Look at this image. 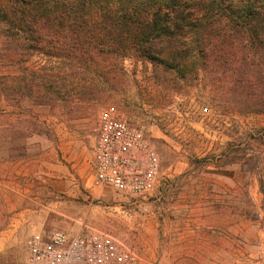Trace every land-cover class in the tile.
<instances>
[{
    "label": "rangeland",
    "instance_id": "obj_1",
    "mask_svg": "<svg viewBox=\"0 0 264 264\" xmlns=\"http://www.w3.org/2000/svg\"><path fill=\"white\" fill-rule=\"evenodd\" d=\"M46 61L50 58L35 54L29 66ZM122 67V83L95 104L77 100L62 107L32 97L17 102L1 90L0 101L11 108L7 114L0 105V136H11L13 156L25 153L26 132L47 133L53 147L59 138H81L86 144L99 110L114 105L159 153L155 190L137 198L102 186L110 194L103 200L83 188L79 197H56L48 194L49 186L40 201V180L29 179L23 203L14 196L11 202L0 201V264H30L27 239L38 230L54 229L72 235L109 233L134 248L141 264H264V246L255 253L243 244L214 246L217 234L205 226L206 219L214 227L234 222L244 231L241 243L246 237L256 241L245 234L264 225V115L236 114L227 99L215 94L203 70L198 79L183 81L135 58H125ZM4 73L0 70V76ZM212 174L223 177L218 187L207 182ZM234 258L241 260L230 263Z\"/></svg>",
    "mask_w": 264,
    "mask_h": 264
},
{
    "label": "trees",
    "instance_id": "obj_2",
    "mask_svg": "<svg viewBox=\"0 0 264 264\" xmlns=\"http://www.w3.org/2000/svg\"><path fill=\"white\" fill-rule=\"evenodd\" d=\"M35 54L50 61L30 67ZM125 58L183 81L203 70L236 114L264 115V0H0V91L14 101L95 104Z\"/></svg>",
    "mask_w": 264,
    "mask_h": 264
},
{
    "label": "built area",
    "instance_id": "obj_3",
    "mask_svg": "<svg viewBox=\"0 0 264 264\" xmlns=\"http://www.w3.org/2000/svg\"><path fill=\"white\" fill-rule=\"evenodd\" d=\"M94 153L97 185L137 198L155 190L159 153L144 131L131 125L114 105L98 112ZM26 249L30 264H141L134 248L101 231L72 235L59 229L41 230L27 239Z\"/></svg>",
    "mask_w": 264,
    "mask_h": 264
},
{
    "label": "crops",
    "instance_id": "obj_4",
    "mask_svg": "<svg viewBox=\"0 0 264 264\" xmlns=\"http://www.w3.org/2000/svg\"><path fill=\"white\" fill-rule=\"evenodd\" d=\"M0 105H3V112L8 114L11 106L5 104L3 100L0 101ZM94 132L91 140L86 144L81 138L72 137L70 140L59 138L55 142V147L49 146L47 133L26 132L27 142L23 144L25 153L19 156L12 155L11 136L4 133L0 136V201L11 202V196H14L17 201L23 203L25 201L24 193L27 191L25 182L37 177L40 180V201L46 196L49 186L51 188L48 194L56 197L61 195L79 197L81 188H83L87 194L90 193L95 199H106V197L108 199L110 197L108 191L104 192L102 186L96 184L94 149L97 142L98 125ZM207 182L218 187V184L223 183V177L221 174H212L208 177ZM205 223L207 230H210L209 233L217 234L214 246H241L243 244V246H252L250 248H252L251 252L253 253L259 249L257 246H264V225L261 223L257 224L258 227L246 231L245 235L249 236L248 233H250L254 238L256 237L254 243L248 239L249 237H246L245 242L241 243L240 238L244 237V231L239 228V224L232 222L214 227L213 222L209 219H206ZM39 231L41 230L37 232ZM240 260L234 258L230 263ZM223 263H227V261H223Z\"/></svg>",
    "mask_w": 264,
    "mask_h": 264
}]
</instances>
